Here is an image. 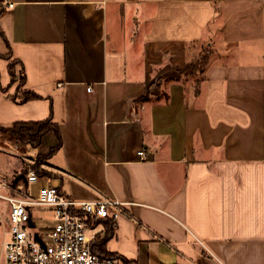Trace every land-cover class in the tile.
Instances as JSON below:
<instances>
[{"label":"crops","instance_id":"0c3cea01","mask_svg":"<svg viewBox=\"0 0 264 264\" xmlns=\"http://www.w3.org/2000/svg\"><path fill=\"white\" fill-rule=\"evenodd\" d=\"M12 1L0 126L51 116L48 185L128 203L105 246L117 264H264V0ZM203 46L213 54L191 96L180 72ZM12 140L0 132V147ZM46 211L36 229L54 225Z\"/></svg>","mask_w":264,"mask_h":264},{"label":"built area","instance_id":"2783aa9c","mask_svg":"<svg viewBox=\"0 0 264 264\" xmlns=\"http://www.w3.org/2000/svg\"><path fill=\"white\" fill-rule=\"evenodd\" d=\"M14 4L12 0H0L2 9H11ZM138 155L143 156V152ZM24 178L14 185L0 178V200L5 204L0 210V264H117V260L94 253L91 245L99 234L97 221H115L128 203L69 198L49 186L47 176H38L31 168ZM37 182L42 185L32 191L31 185ZM40 207L53 212V226L36 229L34 211Z\"/></svg>","mask_w":264,"mask_h":264},{"label":"trees","instance_id":"16d2710c","mask_svg":"<svg viewBox=\"0 0 264 264\" xmlns=\"http://www.w3.org/2000/svg\"><path fill=\"white\" fill-rule=\"evenodd\" d=\"M1 11L2 8L0 7V12ZM212 54H213V49L211 47L203 46L200 52H198V54L195 57L188 60L184 65L183 69L181 70L180 72L181 77L194 78L189 92L191 96H194L197 93L196 88L199 84L198 77L206 68L209 62V58ZM7 56L8 55H6V57L4 58H8ZM18 62L19 61L17 60H11V62L8 64L12 82H14L16 78L13 69ZM19 78H20V82L18 86L20 87L24 83V76L22 72ZM39 98L40 96L33 92H29V91L23 92L24 102L30 100H36ZM146 100H148V96L141 98V101H146ZM0 131H2L3 133H10L19 143L30 145L33 148L39 147L45 136L50 134L54 135L57 139L58 144L50 151L48 156L46 157L40 156V158L43 160H47V158L50 157L59 148L61 143L59 127L55 122L52 121L51 116L42 121H16L8 125H2L0 126ZM35 173L38 176H47L49 178H52V174L50 172L44 170L40 171V169H38L37 167L35 168ZM24 175L25 174L23 175L21 174L20 176H15V178L12 180V185L16 184L19 178H23ZM78 214L83 216V214H81L80 212ZM97 224L101 226L103 237L92 243L91 245L92 251L97 255H99L101 258H110L116 260L117 259L116 255L107 252L105 247L107 240L113 237L115 233V225H116L115 221L110 219H99L97 221Z\"/></svg>","mask_w":264,"mask_h":264},{"label":"rangeland","instance_id":"374dc122","mask_svg":"<svg viewBox=\"0 0 264 264\" xmlns=\"http://www.w3.org/2000/svg\"><path fill=\"white\" fill-rule=\"evenodd\" d=\"M15 77V82L17 81V85H19V75H15ZM0 132L3 133L2 131ZM7 134L11 135L10 133ZM11 137L13 139L12 143H5L4 146L2 144L0 147V168H3L0 170V178H6L7 180H11L15 173L20 172L23 175L26 173V170L28 168H31L35 171V168L37 167L38 169H40V171L44 170L50 172L52 174L51 179L55 180L57 182V185H59V169L49 163L50 159L53 164L59 166V153H54L52 156H50V158L48 157L47 160H43L40 158V156L46 157L49 154H36L31 156L28 150L33 147L27 144H21L12 135ZM16 156L19 158H17ZM4 207L5 204L0 200V210ZM38 214L40 216H38L39 218L44 219L46 221H51L53 218L52 211L39 212ZM96 231H99V234L96 236L95 241L103 237L100 225L97 226ZM1 238L2 233L0 230V240Z\"/></svg>","mask_w":264,"mask_h":264}]
</instances>
